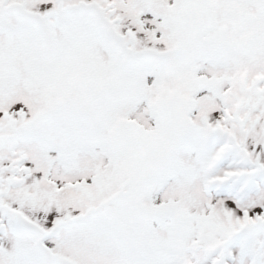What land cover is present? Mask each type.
I'll return each mask as SVG.
<instances>
[{
    "label": "snow or ice",
    "instance_id": "snow-or-ice-1",
    "mask_svg": "<svg viewBox=\"0 0 264 264\" xmlns=\"http://www.w3.org/2000/svg\"><path fill=\"white\" fill-rule=\"evenodd\" d=\"M0 264H264V0H0Z\"/></svg>",
    "mask_w": 264,
    "mask_h": 264
}]
</instances>
